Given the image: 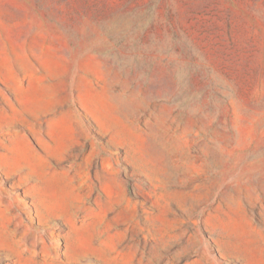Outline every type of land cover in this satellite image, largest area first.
Instances as JSON below:
<instances>
[{
    "label": "rangeland",
    "instance_id": "1",
    "mask_svg": "<svg viewBox=\"0 0 264 264\" xmlns=\"http://www.w3.org/2000/svg\"><path fill=\"white\" fill-rule=\"evenodd\" d=\"M0 264H264V0H0Z\"/></svg>",
    "mask_w": 264,
    "mask_h": 264
},
{
    "label": "bare ground",
    "instance_id": "2",
    "mask_svg": "<svg viewBox=\"0 0 264 264\" xmlns=\"http://www.w3.org/2000/svg\"><path fill=\"white\" fill-rule=\"evenodd\" d=\"M21 57V56H20Z\"/></svg>",
    "mask_w": 264,
    "mask_h": 264
}]
</instances>
